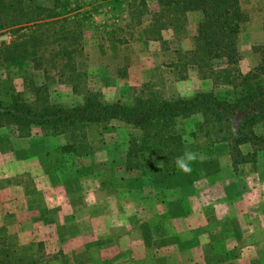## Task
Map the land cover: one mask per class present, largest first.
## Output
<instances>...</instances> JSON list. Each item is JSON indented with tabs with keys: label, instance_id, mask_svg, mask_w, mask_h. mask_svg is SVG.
<instances>
[{
	"label": "rangeland",
	"instance_id": "obj_1",
	"mask_svg": "<svg viewBox=\"0 0 264 264\" xmlns=\"http://www.w3.org/2000/svg\"><path fill=\"white\" fill-rule=\"evenodd\" d=\"M129 2L70 0V6L76 8L74 12L86 23L84 50L77 60L80 68L88 73L87 87L99 91L105 102L119 100L125 103L131 102L140 91L171 99L210 89L211 82L202 80L196 67L183 66L179 59L181 51L194 45L200 15L188 13L177 29H162L160 38L147 39L149 34L145 30L151 25L156 0H146L141 24L135 23L137 13H130ZM240 5L248 15L239 39L240 63L246 71L252 69L259 58L256 47L263 42L264 0H240ZM10 38L8 32L0 35V41ZM6 74L15 90L26 91L21 67L17 64L0 66V78L4 79ZM81 94L73 92L64 82H49V95L54 102L71 106L81 101ZM197 121H201L200 115L192 116L184 123L190 140L194 139L190 131ZM14 130L0 127V174L3 175L0 177V236L14 244L43 243L46 256L42 264H218L221 261L232 264L235 260H219L216 256L204 263L203 247L190 245L197 232L182 231L187 227L194 229L195 224L199 226L200 217L183 216L180 206L185 205L183 200H189L192 210L202 201L199 194H205L208 205L217 200L212 194L264 195V120L254 127L263 138L256 146L258 149L250 144L241 145L244 153L255 150L256 156L250 157L248 162L234 168L229 159H225L228 158L226 147L219 145L212 158L205 154L197 156L190 173L179 169L163 175L156 170L152 184L139 178L136 172L124 169L129 135L138 131L122 121L89 126L91 152L85 155H62L56 150L55 146L67 142L64 134L45 135L43 130L33 127L30 136H18ZM198 135L199 142L206 140L202 132ZM25 145L29 146L27 153L35 160H69L75 169L73 177L67 184L58 181L52 185L45 174L46 167L39 168L41 173L32 177L33 181L37 180L41 194H19L26 191L22 185L26 180L18 166L22 163L20 158L27 155L25 150L22 152ZM214 157L218 159L216 169L215 163L204 162ZM212 173L216 178H209ZM50 176L55 181V177L60 179L62 174ZM203 178L206 179L201 181ZM27 189L35 192L34 188ZM163 194H183L173 202L172 216L167 213V207L164 208L166 195ZM221 208L225 209V204ZM258 209L264 212V204ZM224 215L221 220L229 227L233 220L226 213ZM255 215L245 217L255 228L244 234L247 238L255 236L264 243V234L259 235L260 231L256 229L264 228V213ZM174 228L182 230L177 232ZM222 249L216 248L217 252ZM255 249L264 260V244Z\"/></svg>",
	"mask_w": 264,
	"mask_h": 264
},
{
	"label": "trees",
	"instance_id": "obj_2",
	"mask_svg": "<svg viewBox=\"0 0 264 264\" xmlns=\"http://www.w3.org/2000/svg\"><path fill=\"white\" fill-rule=\"evenodd\" d=\"M129 1L130 13H137L135 23L141 24L146 0ZM156 4L145 30L147 39L160 38L162 29H177L188 12L201 13L194 46L181 51L179 59L183 66L196 67L200 78L211 82L210 89L171 99L140 91L129 103L105 102L99 91L87 87L88 73L77 60L84 50L86 23L70 0H0V35H11L0 41V66L21 67L26 89L15 90L8 74L0 78V127L14 128L18 136H30L33 127L45 135L64 134L67 142L58 146L59 152L85 155L91 152L89 126L122 121L138 131L129 135L124 169L150 184L156 170L163 175L177 172L176 159L186 150L212 158L219 145L225 146L234 168L254 158L255 150L244 153L241 145L258 149L263 142L254 127L264 120V43L256 47L260 62L242 72L238 37L248 15L240 0H156ZM262 30L264 34V21ZM54 80L82 93L81 101L71 106L52 101L49 82ZM238 113L243 114L236 117ZM196 114L201 121L190 131L194 137L190 140L184 123ZM200 132L206 137L203 142L198 140ZM6 238L0 236V264L45 261L43 243L14 244Z\"/></svg>",
	"mask_w": 264,
	"mask_h": 264
},
{
	"label": "crops",
	"instance_id": "obj_3",
	"mask_svg": "<svg viewBox=\"0 0 264 264\" xmlns=\"http://www.w3.org/2000/svg\"><path fill=\"white\" fill-rule=\"evenodd\" d=\"M192 12H197L201 18V13L199 11H192ZM239 39H240V33L238 37V49L240 54L242 55V52L240 51L239 48ZM263 43H264V34H263V42L261 44ZM193 46L191 44V46H189L188 48H193ZM241 61L242 59L240 60V62ZM240 62H239V66L241 67L242 64ZM259 62H260V54L258 61L255 64L257 65ZM256 65H254L253 67H255ZM240 69L242 72H247L250 70V68H248L245 71L242 69V67ZM194 116L199 117V114H196ZM13 149L10 151L11 157H12V152L14 151ZM55 149L59 150L58 146H55ZM24 150L26 151V153L30 151L29 146L25 145V148L22 150V152H24ZM48 150H51L50 146H48ZM22 156H24V154H22ZM226 156H228V158L225 159H229L231 165V160L228 152H226ZM21 158L20 161L22 163L19 164L18 166L20 173L23 176L22 178H24L23 180H26L25 183H22V185L23 184L25 185L26 191L25 192L22 191L19 194H33V193L41 194V192L38 191L39 186L37 185V180L33 181V177H32L35 173H41L39 168L43 169L44 167H46L47 171L45 174L49 176L48 179L49 182L52 181L51 182L52 185L59 183L58 181L67 184L70 181V178L73 177L75 172L74 165H70V162H68L69 160L65 161L64 159H62L59 161L57 159L50 160L48 158L49 160L45 162V160L41 161L39 159L38 160L33 159L31 156H29L28 153L25 157H21ZM204 162H206L207 164L211 162L212 165L215 163V169L217 168L218 159L216 157L210 160H206ZM198 165L200 164L198 163ZM215 169L212 172H214ZM55 173L58 174V177L62 174V177L60 179L55 177V181L54 179L52 180L50 174L55 175ZM210 173H207V175ZM0 177H3V175L0 174ZM209 178L214 179L216 178V175H213L212 173L211 176L209 175ZM204 179L206 178L201 179V181H204ZM35 181L36 184H34ZM27 187L34 188L35 192L29 191ZM147 195H153V194H147ZM163 195L164 196L166 195L165 198H163L166 200V202H163L164 208L167 207L166 208L167 213L169 212L170 213L169 215L172 216L173 212L175 211L174 210L175 203L173 202L177 201L176 200L177 198L178 199L181 198L183 194H163ZM199 195L201 196L202 201L197 203V206L195 208L191 210L190 208H192V206H189L191 201L183 200L185 205L181 204L180 209H181V214L183 216L192 214L195 215L196 217L197 216L200 217L199 219L200 225L198 226L197 224H195L194 229L193 228L191 229L189 227L185 228L186 227L185 226L184 228L186 230L174 228V231L180 232L182 230L184 232L187 231L197 232V235L195 234L197 237L194 239V241H192V243H190V245L199 248L203 247V249L205 250L204 254L202 255L204 263L205 261H208L210 258L213 260L214 257L216 256L219 258V260L221 259L235 260L232 262V264H241L243 261H244L243 264H264V260L262 259V256L258 252H256L255 249V247L258 248L262 246L264 243L262 242L261 239L259 240L255 236L253 237L249 236V238H247L246 235L244 234V232L248 231V229L252 230V228H255L253 222L248 221L245 217H248L251 214L260 215L264 213L263 210L258 209V207L261 208L262 204H264V195L263 194H212V197L217 198V200H215V203H210V205H208V202L204 200L205 194H199ZM208 196L209 194H206V197ZM159 202L161 203V201ZM224 204H225V209L221 208V206L223 207ZM224 213L230 216V218L233 220V222H230L229 219L230 222L229 227L225 226L224 225L225 222L221 220L224 219L225 216ZM183 218L185 220L187 219V217H183ZM209 224L211 226L210 229H209ZM256 229L260 231L258 232L259 235H261L260 233L264 234V228L262 229V227L260 228L256 227ZM227 230L229 234L227 233ZM203 235H205L206 237L204 238ZM202 238L207 239V241L205 242L204 239ZM218 247H222L223 249L217 252L216 248ZM215 261L217 260L215 259ZM221 262L218 264H222Z\"/></svg>",
	"mask_w": 264,
	"mask_h": 264
},
{
	"label": "clouds",
	"instance_id": "obj_4",
	"mask_svg": "<svg viewBox=\"0 0 264 264\" xmlns=\"http://www.w3.org/2000/svg\"><path fill=\"white\" fill-rule=\"evenodd\" d=\"M197 161V154L186 150L181 157L176 159L177 167L185 173H190L192 170V165Z\"/></svg>",
	"mask_w": 264,
	"mask_h": 264
},
{
	"label": "water",
	"instance_id": "obj_5",
	"mask_svg": "<svg viewBox=\"0 0 264 264\" xmlns=\"http://www.w3.org/2000/svg\"><path fill=\"white\" fill-rule=\"evenodd\" d=\"M243 113H238L236 114L235 116L238 117V116H241Z\"/></svg>",
	"mask_w": 264,
	"mask_h": 264
}]
</instances>
